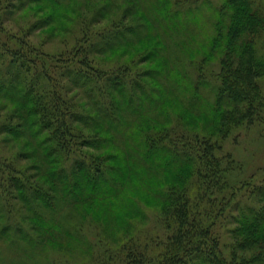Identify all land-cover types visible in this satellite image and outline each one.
<instances>
[{
	"label": "clouds",
	"instance_id": "9594fccd",
	"mask_svg": "<svg viewBox=\"0 0 264 264\" xmlns=\"http://www.w3.org/2000/svg\"><path fill=\"white\" fill-rule=\"evenodd\" d=\"M6 2L0 264H264V0Z\"/></svg>",
	"mask_w": 264,
	"mask_h": 264
},
{
	"label": "trees",
	"instance_id": "16d2710c",
	"mask_svg": "<svg viewBox=\"0 0 264 264\" xmlns=\"http://www.w3.org/2000/svg\"><path fill=\"white\" fill-rule=\"evenodd\" d=\"M27 3V0H20L19 4H16L14 0H7V2L4 4V7L9 9H21L25 6ZM57 3H59V0H57ZM13 55H18L21 58H25L27 56L26 53H23L20 49H16L13 52ZM37 61L34 58H26L23 61V64L21 65L25 72L31 73L33 71V67L36 65ZM83 63V61H81ZM57 70L60 72V75L62 77H71L72 79L76 80V83H79L80 81L76 79L77 76H79L81 79L83 78V72L84 69L77 68L72 66L71 64V58L65 60L63 57L60 61H58ZM46 78L47 80L51 81L53 76L51 75V72L47 70V68H44L43 70L38 69L36 74V81L38 83H42L43 79ZM26 99L31 102L35 100V102L38 105H41V100L39 96L37 95V89L35 87L29 88L28 92L26 93ZM42 110L41 107H37L34 109V115H39L40 111ZM41 127L43 129H46L50 126L51 121L45 120L43 117H40Z\"/></svg>",
	"mask_w": 264,
	"mask_h": 264
}]
</instances>
